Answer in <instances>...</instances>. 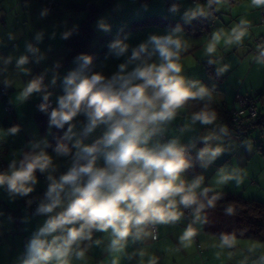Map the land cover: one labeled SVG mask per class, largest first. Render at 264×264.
<instances>
[{
	"label": "crops",
	"instance_id": "0c3cea01",
	"mask_svg": "<svg viewBox=\"0 0 264 264\" xmlns=\"http://www.w3.org/2000/svg\"><path fill=\"white\" fill-rule=\"evenodd\" d=\"M45 1L0 0V88H7L6 94L0 92V174H10L13 161L19 167L25 156L40 151L52 159L47 170L36 171V183L31 185L30 193H10L6 184L0 185V264H22L28 246L39 229L70 202L66 189L61 193V205L53 212L39 211L42 204L50 203L46 194L52 181L48 177L59 180L74 165L86 163V160L78 158L77 153L81 152L83 146L95 144L107 130V126L101 124L88 132L89 119L82 111L60 127L69 145L68 151L58 153L56 149H49V135L57 125L51 123V116L38 114L36 104L43 93L33 92L26 99H21L34 74L43 75L48 94L57 109L59 98L65 94L66 77L73 71L81 70V57H91V63L82 69L84 75L99 73L111 79L120 72L121 64L127 65L125 73L131 71L129 61L132 52L140 45H148V52L153 53V45L149 43L152 36L172 35L183 45L178 60L181 65L179 75L186 85H193V91L201 87L207 90L204 98L190 99L193 104L213 102V106L226 113L216 104L225 103L228 108H233L237 92L261 94V100H264V37L261 38V46L256 45L261 56L256 55L254 45V41L256 44L259 37L264 35L259 23L261 10H264L262 5L252 2L248 6L234 3L233 0L230 3L212 0L211 8H214L217 16L207 21V13L195 8L196 4L190 1L189 14L183 12L178 15L169 10L165 14L170 13L172 17L164 16L183 23L201 19L207 24L204 29L184 31L140 23L143 17L125 24L126 36L111 41L103 48L100 44V51L96 50L94 41L92 44L95 35L92 33L84 52L68 55L66 34L74 36L79 33L81 23L88 16L85 14V18L74 27L75 19L68 15L69 9L85 12L88 11L83 9L85 5L102 6L107 3L101 9L104 11L113 0H50L54 2L51 10L47 9L51 2L44 4ZM193 13L196 14L193 16ZM241 32L243 35L236 39ZM235 39L236 43L233 42ZM117 41L127 45L123 54L118 55V49L112 48ZM228 45L235 53L227 52ZM236 46L242 47V53L236 54ZM209 47L213 51L209 52ZM227 54L235 55V61H228ZM22 57H26V63L20 65L18 62ZM187 57L190 61L183 62ZM151 58V63L160 62L158 53H153ZM6 104L12 107L11 114L4 111ZM188 107L184 104L171 121L160 126V131L150 139L149 147L176 141L178 146L190 149L192 159L189 167L181 173V179L186 184L200 180L194 190L197 199L212 193L230 192L264 202V150L257 147L252 138V132L258 128L247 127L243 139H238L225 123L217 120L216 114L211 124H203L198 120L193 121V116L199 112ZM70 126L71 133L68 131ZM13 128L16 129L15 133L11 131ZM77 142H80V147ZM205 147H219L222 151L214 160L206 161L199 157V152ZM97 166H104L102 156L98 158ZM222 175L231 178L221 182ZM31 205L36 206V214L29 213ZM13 208L20 213V226L12 223V217L16 216L12 213ZM177 211L181 213L178 220L155 223L156 240L145 224L140 226L142 231L138 237L135 235L136 229L132 230L120 251L111 247L114 239L111 229L102 231L93 228L90 238L79 240L72 246L68 264H264V242L232 237L229 239L231 243L225 244L224 238L204 230L200 213L186 220L179 202ZM187 231H191L192 235L184 238ZM196 242L201 245L199 252Z\"/></svg>",
	"mask_w": 264,
	"mask_h": 264
},
{
	"label": "clouds",
	"instance_id": "9594fccd",
	"mask_svg": "<svg viewBox=\"0 0 264 264\" xmlns=\"http://www.w3.org/2000/svg\"><path fill=\"white\" fill-rule=\"evenodd\" d=\"M253 3L264 4V0H253ZM242 35L239 33L236 39ZM149 43L153 45V53H158L159 63L145 61L128 73L124 72L127 65L121 64L120 72L106 79L99 73L84 75L82 69L91 63V57L83 56L81 70L66 77L65 94L59 98V107L51 112V123L63 127L83 111L89 119L88 132L101 124L106 125L107 130L95 144L83 146L77 153L86 163L74 165L59 180L48 177L52 181L46 194L50 203L42 204L39 211L53 212L61 205V193L66 189L70 202L39 229L22 264H68L72 246L90 238L93 228L111 229L114 236L111 247L120 251L133 229L138 237L142 225L178 220L181 215L177 211L178 202L186 207L196 203L194 190L200 180L186 184L181 179V173L189 167L184 148L176 141L149 147V141L187 101L204 98L207 90L201 87L193 91V85H186L179 75L178 60L183 47L179 39L172 35L152 36ZM112 48L118 49L120 55L127 45L117 41ZM147 51L148 45H140L133 50L129 63L140 59L141 53ZM208 51L213 49L209 47ZM18 63H26V57ZM40 89V80L30 82L21 99ZM214 119L215 113L208 111L193 116V121L203 124H211ZM11 131L15 133L16 129ZM68 131L71 133V126ZM77 146L80 147V142ZM67 151L63 144L57 147L58 153ZM221 151L219 147H205L199 157L211 161ZM101 156L102 167L97 166ZM51 164V157L44 151L25 156L19 167L13 161L10 174H0V185L6 184L10 193L26 195L36 183V171L44 172ZM230 178L222 175L220 181ZM58 232L62 234H56ZM191 235L192 232L187 231L184 238ZM224 243L231 241L225 237Z\"/></svg>",
	"mask_w": 264,
	"mask_h": 264
},
{
	"label": "trees",
	"instance_id": "16d2710c",
	"mask_svg": "<svg viewBox=\"0 0 264 264\" xmlns=\"http://www.w3.org/2000/svg\"><path fill=\"white\" fill-rule=\"evenodd\" d=\"M202 1L204 0H191V2L195 4L202 3ZM49 2L51 1L46 0L44 4ZM211 2L213 1L211 0ZM211 2H209V4ZM105 6H107V3L102 6H83V9L88 10V16L81 23V29L79 33L74 36L69 34H66L65 36L68 55H76L79 52H84L86 50L90 38L92 37V33H94L91 28V19ZM53 7L54 2H51L49 10H51ZM139 22L146 24H156L170 28H179L184 31L201 30L207 26L204 20L201 21V19H195L191 22L183 23L178 20L170 19L164 15L146 16ZM242 95L251 97L255 96L248 94ZM256 95L261 99V94ZM185 105H188V108L194 112L208 111L214 113L215 111L217 120L225 123L232 134L236 135L237 137L238 135H242V138L238 139H243L244 131L247 127L264 124V117L261 116L259 111L257 123L248 125L245 128L242 127L236 132L235 125L230 121V116L213 106V102L193 104V102L189 100L185 103ZM38 114L40 115L39 112ZM61 144L65 145L67 149H69V145L61 131V128L54 126L49 135L48 148L57 150V147ZM209 201H212V203L209 204ZM196 202H200L201 204V206L198 208L201 215L202 226L205 231L217 234L222 238L227 237L230 239L232 237H239L264 242V202L257 199H246L239 194L230 192L208 194L200 199H196ZM229 208L232 209L231 213L228 212Z\"/></svg>",
	"mask_w": 264,
	"mask_h": 264
},
{
	"label": "rangeland",
	"instance_id": "374dc122",
	"mask_svg": "<svg viewBox=\"0 0 264 264\" xmlns=\"http://www.w3.org/2000/svg\"><path fill=\"white\" fill-rule=\"evenodd\" d=\"M190 1L191 0H113L111 4L105 8L104 11H99L94 17L91 19V28L94 30V38L92 40L95 42V47L96 50L100 51L98 47H100V44H102V48L106 46L108 43L111 41H115L117 38L121 36H126L125 34V28L124 25L129 24V21H135V19L143 18L146 16H151V15H166L168 17H172L167 13V11L173 10L175 14H182L183 12L185 13H190ZM227 2H231L232 0H226ZM234 3L239 2L243 3L244 5H250L253 0H233ZM210 1L204 0L202 3L199 4H194L195 8H199L205 11L207 13V21L211 20L212 18L215 19L217 14L215 15L214 13V8H211V5L213 2L209 4ZM228 3V4H229ZM264 6V4H260ZM264 8V7H262ZM79 11V10H78ZM75 12V10L69 9L68 15H70L72 18H74V27L78 26L80 21L85 18L88 15L87 11H81V12ZM210 17V18H209ZM93 20V21H92ZM260 23V22H259ZM261 24V23H260ZM262 29H264V25H262ZM264 37L262 35L259 37L261 39ZM236 43V39L233 41ZM230 44V43H229ZM94 45V44H93ZM255 50L258 48L255 44ZM237 47V46H236ZM94 48V47H93ZM101 48V49H102ZM227 52H232L235 53L231 45H228L226 48ZM242 53V47H237V53ZM245 53V52H244ZM231 54V53H230ZM227 54V60L228 61H235V55H230ZM190 61V58L187 57L184 61ZM145 62V61H142ZM142 62L140 61H131V71L136 67L139 66ZM146 62H153L152 60L146 61ZM259 111L261 112V116L264 117V100L258 101L257 105ZM258 129L257 131H253L252 134L254 135L252 138L254 140V144L257 147H260L261 150H264V124L262 125H257L256 126ZM13 215H18L20 214L19 211H16V209H12ZM13 225H14V217H12ZM254 240V239H252ZM258 241V240H255ZM259 242V241H258ZM262 242V241H260Z\"/></svg>",
	"mask_w": 264,
	"mask_h": 264
},
{
	"label": "built area",
	"instance_id": "2783aa9c",
	"mask_svg": "<svg viewBox=\"0 0 264 264\" xmlns=\"http://www.w3.org/2000/svg\"><path fill=\"white\" fill-rule=\"evenodd\" d=\"M193 1H198V0H193ZM50 8V4L47 5V9L49 10ZM259 21L262 25H264V10H261L260 13V18ZM262 40H257L256 45L259 47L261 46ZM256 55L257 56H261L262 53L259 50H256ZM151 56H149V52H144L141 53V57L140 61L143 60H151ZM34 80H40L41 81V89L40 91L43 93L42 97H40V99L38 100L36 106H37V111L44 115V116H51V112L55 109V105L53 100L50 98L49 96V90L47 88V86L44 83V77L42 74L40 73H36L32 76V81ZM0 92L2 94H6L7 93V88L6 87H1L0 88ZM45 96H47V100L45 99ZM260 97L255 95V96H247V95H242L241 93L237 92L234 96V105L233 108H228L227 105L225 103L223 104H216L220 109H223L224 111H226V113L230 116V121L235 125V130L236 132L240 129V128H245L248 125H253L255 123H257L258 118H259V110H258V101H260ZM42 106H46V107H42ZM4 111L7 114H11L12 113V107L9 104H6L4 106ZM164 138V137H162ZM238 138H242V135H238ZM183 147L185 150V157L188 161H190L192 159V153L190 151V149L186 146H180ZM183 206V216L186 220H189L194 214H198L199 213V208L198 207H194V206ZM37 208L35 205H31L29 207V213L31 214H36L37 213ZM21 220L20 217L18 215L14 216V225L15 226H20ZM147 226L150 228L151 232H152V238L154 240L157 239V227L155 223H148ZM191 231L193 233H195L194 229L191 228ZM195 241L196 238H195ZM196 248L197 251L199 252L201 250V245L196 242Z\"/></svg>",
	"mask_w": 264,
	"mask_h": 264
},
{
	"label": "water",
	"instance_id": "95a60500",
	"mask_svg": "<svg viewBox=\"0 0 264 264\" xmlns=\"http://www.w3.org/2000/svg\"><path fill=\"white\" fill-rule=\"evenodd\" d=\"M194 207H200L201 206V204H200V202H196V203H194V204H192Z\"/></svg>",
	"mask_w": 264,
	"mask_h": 264
}]
</instances>
